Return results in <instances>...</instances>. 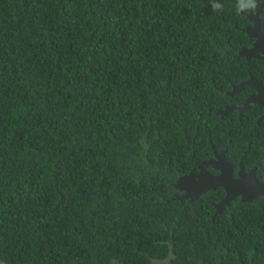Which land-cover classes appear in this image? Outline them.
<instances>
[{
    "label": "trees",
    "instance_id": "1",
    "mask_svg": "<svg viewBox=\"0 0 264 264\" xmlns=\"http://www.w3.org/2000/svg\"><path fill=\"white\" fill-rule=\"evenodd\" d=\"M231 2L0 0V260L264 264V195L176 187L225 149L264 183L261 110L216 113L264 81Z\"/></svg>",
    "mask_w": 264,
    "mask_h": 264
},
{
    "label": "water",
    "instance_id": "2",
    "mask_svg": "<svg viewBox=\"0 0 264 264\" xmlns=\"http://www.w3.org/2000/svg\"><path fill=\"white\" fill-rule=\"evenodd\" d=\"M259 15L260 14L250 17L249 21L254 24L253 27H248V25L244 26V30L247 31L251 38L254 39L251 48H243L239 53L240 56L244 57L248 61L253 58L260 59L264 57V32L261 30ZM244 87L264 89V86H261V83H259L254 78H251L250 81L241 83L240 85L234 87L233 90ZM256 104H260L264 107V93H261L259 91L258 94H255L240 103H236L228 107L227 110L238 108L240 111H243ZM219 114L223 116L225 113ZM240 115H243V113H241ZM217 160L218 161L213 164L214 166L216 164H222L219 166L221 174L217 176V178L215 177V175H209V178H207V180L208 182H214L217 179L218 185L222 186L225 190V197L221 199L216 206L218 211H222L225 204H230V201L236 196H240L243 201H250L259 195H264V184L257 179L255 172L254 174L253 171L251 172V174H245L243 171L244 168L241 166V170L239 172L240 177L238 179H235L233 177V164L228 159H226L225 154L221 153L217 155ZM183 185L190 188V186L186 182H184V180H182V182H179V184H176V187L182 189ZM207 188L208 186L205 184L204 189ZM190 193H194L192 189L190 190ZM191 194H188L187 197H191Z\"/></svg>",
    "mask_w": 264,
    "mask_h": 264
},
{
    "label": "flooded vegetation",
    "instance_id": "3",
    "mask_svg": "<svg viewBox=\"0 0 264 264\" xmlns=\"http://www.w3.org/2000/svg\"><path fill=\"white\" fill-rule=\"evenodd\" d=\"M249 23H250V21H249ZM246 25H248V24H245V26ZM257 60H264V57H262L260 59H257ZM251 78H254L259 83H261V86H264V81H261L260 79L254 77L253 75H251V77L248 80H246L245 82L250 81ZM236 86L237 85H233L232 86V90L230 92H228V94L231 96V103L227 104L222 109H216V113H225L223 115V117H226V116H230L231 113L236 112L238 117H239V120L242 123L243 117H247V115L245 114L246 111L252 109L253 106H254L255 108H257V109L259 108L261 110L260 111V115H259V119H262V117L264 116V107L262 105H260V104L253 105L249 109H245L243 111H240L238 108H235V109H232V110H227L228 107H230V106H232V105H234L236 103H240V102L246 100L247 98H249V97H251V96H253L255 94H258L259 91L261 93H264V89H262V88L256 89L254 87H244V88H240V89H237V90H233L234 87H236ZM241 113H243V115H240ZM226 150L227 149L222 150L221 152H218V151L214 150V155L211 156L210 158H208V159H206V158L205 159H197L196 161H194V165L197 167V169L195 171H193V175L190 178H188L187 180L184 181L190 186V188H188L187 186H184V185H183V188L187 189L189 191V193H190V190L192 189V191L194 193H196L198 196L200 194H202V193H207V192L215 190V189H222L223 187L218 185L217 179L214 182H208L207 178H209V175H215V177L217 178V176H219L221 174V170L219 169V166L222 165V164H216L214 166L213 163H216L218 161L217 160V155H219L221 153L225 154ZM225 157H226V155H225ZM226 159H227V157H226ZM241 166L244 168L243 171H244L245 174H248V173L251 174L252 171H253V174H254V172L255 173L257 172V165H253L252 167H245V165L242 163V161H240L238 165H234L233 164V167H234V169H233V177L235 179H238L240 177L239 176V172L241 170ZM259 181L261 183H263V181H261V180H259ZM205 184L208 186L207 189H204ZM225 195H224V197H225ZM198 196L193 195L191 197L195 199ZM224 197H222L221 199H223ZM237 197L240 198V201H243L240 196H236L233 199H235ZM252 200H254V198ZM252 200H250V201H252ZM231 201H230V204H225V206L228 205L231 208L232 207L231 206ZM216 206H217V204H216ZM225 206L223 207V209L225 208Z\"/></svg>",
    "mask_w": 264,
    "mask_h": 264
},
{
    "label": "clouds",
    "instance_id": "4",
    "mask_svg": "<svg viewBox=\"0 0 264 264\" xmlns=\"http://www.w3.org/2000/svg\"><path fill=\"white\" fill-rule=\"evenodd\" d=\"M208 3L210 4L213 12H223V10L226 7L225 0H208ZM262 5H264V0H232L231 4L229 5V8H230V11L232 12V14L236 18H238L241 21H244V20H250V17L253 15L264 14V10H262V8H261ZM253 26H254V24L251 22L248 24V27H253ZM49 30H50L49 28H46L45 30H43V32L41 33V36L44 38V36L48 34ZM240 84H238V85H240ZM256 177L259 179L257 172H256ZM189 194H191V193H189ZM191 195L192 196L193 195L198 196L195 193H192ZM259 196H261V195H259ZM218 203H216V204H218ZM147 259L149 261V264H170V262L173 261L175 259V257L173 256L172 252L169 251L167 253V255L164 256L163 258L154 256V257H148ZM0 264H5V262L3 260H0Z\"/></svg>",
    "mask_w": 264,
    "mask_h": 264
}]
</instances>
